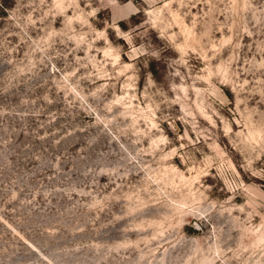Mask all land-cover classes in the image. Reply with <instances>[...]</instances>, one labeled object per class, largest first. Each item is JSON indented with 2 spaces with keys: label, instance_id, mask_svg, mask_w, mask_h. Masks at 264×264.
<instances>
[{
  "label": "rangeland",
  "instance_id": "obj_1",
  "mask_svg": "<svg viewBox=\"0 0 264 264\" xmlns=\"http://www.w3.org/2000/svg\"><path fill=\"white\" fill-rule=\"evenodd\" d=\"M0 264H264V0H0Z\"/></svg>",
  "mask_w": 264,
  "mask_h": 264
}]
</instances>
